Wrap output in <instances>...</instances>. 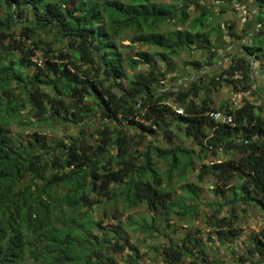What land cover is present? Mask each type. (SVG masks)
<instances>
[{"label": "trees", "instance_id": "16d2710c", "mask_svg": "<svg viewBox=\"0 0 264 264\" xmlns=\"http://www.w3.org/2000/svg\"><path fill=\"white\" fill-rule=\"evenodd\" d=\"M165 2L0 0V11H5L0 17V264H118L109 252L125 251L123 264H141L138 248L120 231L139 224L130 217L122 222L121 215L145 206L148 220L140 226L146 232H161L159 221L163 231L174 229V217L198 220L200 188L189 183L196 170L197 184L213 177L215 194L224 198L223 204L209 205L213 213L204 216L221 245L241 234L238 212L226 200L229 194L232 203L253 204L264 212V119L249 101L218 109L232 113L231 126L208 120L215 144L222 145L219 153L233 152L238 159L185 163L187 147L157 148L152 143L157 133L148 125L151 120L158 128L157 121L172 112L169 105L155 104L157 94L169 92L163 88L169 80L179 79L176 88L193 93L207 80L212 104V90L220 85L234 92L255 86L254 94L264 101V83L253 80L254 72L264 80V24L254 42L240 45L246 60L228 62L223 71L209 75L205 67L219 65L230 52L227 41L242 38L235 34L236 23L217 22L202 12L187 30L174 27ZM236 3L243 6L248 0ZM249 7L260 24L264 0H252ZM27 10L33 12L28 24L23 21H28ZM181 19L187 20L186 15ZM39 33L52 34L62 46L54 48ZM183 53L190 56L187 66L193 71L188 79L175 72ZM33 55L42 59L41 67L34 65ZM143 66L146 72L139 71ZM236 74L240 78L232 79ZM242 81V87L233 86ZM141 106L147 108L144 115ZM192 118L177 117L181 124ZM74 128L77 132L71 133ZM229 129L251 134L241 139ZM137 136L151 144L154 157L165 151L175 154L153 165L137 155ZM173 173L179 174L174 178ZM241 179L243 196L237 197V185L229 184ZM174 187L185 192V199L174 197ZM224 209L228 213L221 216ZM105 218L116 224L106 227ZM198 233L185 235L181 243L170 239L156 249L157 257L163 264H207L206 244ZM247 253L264 260V233L254 235Z\"/></svg>", "mask_w": 264, "mask_h": 264}, {"label": "clouds", "instance_id": "9594fccd", "mask_svg": "<svg viewBox=\"0 0 264 264\" xmlns=\"http://www.w3.org/2000/svg\"><path fill=\"white\" fill-rule=\"evenodd\" d=\"M251 3L252 0H248L247 4H243V6H241L236 3V0H230V4L228 3V0H223V2L215 5L212 4V0H166L164 6L172 14L173 26L185 27L186 30L187 26L191 25L193 19L199 18L202 12L215 17L217 22L220 20L237 21L235 34L237 37L242 38L227 41V44H231L232 48L230 52L226 54V60L222 58V61L216 62L220 65L217 69V72H219L225 69L228 62L236 65L239 61L247 59L244 53L239 50L240 45L254 42L255 34L261 30V24H264V20H262L260 24L255 22L256 10L249 7ZM221 9H223L222 16L219 15ZM182 15H186L187 20H182ZM207 30V28L201 29V31ZM161 70H163L162 64ZM227 78L228 77H225V79ZM232 79H236V77H233ZM165 83L167 82L165 81ZM175 83L179 84V79H177ZM243 83L244 82L242 81L241 83L234 84L233 86L240 88L243 86ZM248 83H250V80ZM206 86L207 80H205L204 84L200 86V91L193 93L190 89H185L184 87L173 88L172 85H168L169 92L164 95L157 94L155 104L157 106L169 105L172 112H170L167 116H164L162 120L157 121V124L159 125L158 128L153 125L151 120L148 121V125L153 127L157 133L154 140H152V143H154L157 148L173 149L177 145L180 147H184L185 145L187 146L188 155L184 157L185 163H188L189 161L202 162L205 159L226 160L231 158L226 153L223 157L219 155L222 145L215 144L213 139L215 133L214 131H210L212 125L208 123V120L216 119L219 121L220 118L224 116V110L215 109V106L211 103V96H209ZM141 96H143V94H141ZM202 100L204 101L203 105L201 104ZM237 107H239V105H237ZM203 108H208L209 111L204 112ZM216 111H218V115L214 114ZM146 112L147 108L144 107L141 115H144ZM178 116L193 118L188 119L181 124L177 119ZM260 116L264 117V112H261ZM201 117H207V119H202ZM223 122L228 123V120L225 119ZM228 132L231 136H238L241 139L245 134H251L247 133L246 130L243 129L236 130L234 133L232 129H229ZM162 136H166L167 140L165 141L162 139ZM135 142L138 145L137 155L142 154L143 159L151 161L153 165H155L159 160L166 161L171 155L175 154L174 151H165L160 152L158 157H154V149L147 140L142 142L141 137L137 136ZM131 148L132 145H129L130 150ZM213 152L217 153L215 158L212 156ZM188 171H191V167L188 168ZM178 174L179 173H173V177L175 178ZM209 175H211V173ZM233 183L237 185L236 196L242 197L243 193L239 191V184L243 183V180H234ZM231 186L232 185L229 184V187ZM205 187H207V185H205ZM226 200L229 207H235L237 209L240 207H247V205L232 203L231 194L228 195ZM217 203L223 204L225 201H217ZM241 264H249L247 257H245V260L242 261ZM262 264H264V262H262Z\"/></svg>", "mask_w": 264, "mask_h": 264}, {"label": "rangeland", "instance_id": "374dc122", "mask_svg": "<svg viewBox=\"0 0 264 264\" xmlns=\"http://www.w3.org/2000/svg\"><path fill=\"white\" fill-rule=\"evenodd\" d=\"M4 13L5 11L2 9L0 11V17ZM26 18L28 21H25V19H23V21L24 23L28 24L29 21L33 19V12L27 10ZM229 21H234L237 25L236 20ZM20 26L21 24H19V26H17L14 31L19 32ZM39 36L42 41L53 43L54 48H60L62 46V44L60 43H54L52 34L46 35L43 33H39ZM129 43L130 42L128 38H125L123 44L128 45ZM42 46L44 47V45ZM140 49L145 50L144 47H140ZM195 58L196 56L194 55L191 59ZM224 58L226 57L224 56ZM189 61V55L185 53L181 54L180 58L175 61L176 74H181L182 76L186 77V79H188V77L193 72L191 66H187V63H190ZM153 64H155L157 67H161V62H159L157 59H154ZM254 67L256 69V64H254ZM205 68V73L208 72L209 75L218 74L221 72H217L219 65L213 66L211 68ZM139 71L146 72L147 68L145 66L140 67ZM253 80L257 81V83L259 84L264 83L263 77L260 78L257 72H254ZM168 85H172L174 88H176V83L171 80L167 81V83L163 85L164 87H162L169 90ZM254 88H251L248 92H234L227 85H220L216 90H212L213 105L217 109L225 104H228L229 107H237V105L241 107L244 101H249L256 107L257 112H259L260 114L261 112H264V101L254 94ZM260 107H262L263 109L259 110ZM262 118L264 119V117ZM69 131L71 133H76L77 128L69 129ZM184 147L187 146L185 145ZM226 154L231 157L230 159H238V155H236V153L230 152ZM219 155L223 157L225 155V152H221L219 153ZM208 160L211 161L215 159ZM224 160L225 159H220L216 161L221 162ZM205 163L208 162L205 161ZM196 173L197 170L189 175V183H193L200 188L198 200L200 216L198 220L191 222L188 220H184L183 218L179 219L174 217V229L163 231L161 226L162 222L159 221L158 225L161 232H146L143 231L140 226L143 221L148 220V218L146 217L148 212L145 206L137 208L132 207L121 215L122 222L126 221V219L130 217L133 220L136 218V221L139 224V226L134 227L121 226L120 231L125 239L130 243V245L136 246L138 248L142 259L141 264H163L160 257H157V248H161L162 246H166L167 244H169L170 239H173L172 241L175 243H181L185 235L195 234L197 231L199 232L197 236L201 237L206 244V257L208 260L207 264H241L242 261L240 260L243 259L244 261L245 257H247L249 264H262L264 260H262L259 256L252 257V255L248 254L247 252L252 245L254 235L264 233V212L253 204L247 205V207H240L239 209L236 208L239 215L237 226L239 229H241V234L237 239L233 240V242L221 245L218 241H216L214 234L211 232V228H209V226L204 221V216H211L213 213V208H211L209 205L215 204L217 203V201H224V198L219 197L215 194L214 190L216 189V181L213 177H206L202 184H197ZM233 181L234 180L231 181V185L232 187H235L236 184L233 183ZM205 185H207V187H205ZM174 190L176 191L174 197H183V199H185V192L177 189L176 187H174ZM178 211H181V209H179ZM227 213L228 211L224 209L221 216L227 215ZM115 224L116 221H114L113 219L106 220L105 218L104 225L106 227H110ZM109 253L118 264H123V260L128 251H125L121 255L112 254L111 252ZM191 263L192 262H190L189 260H186L184 264ZM198 264H200V262H198Z\"/></svg>", "mask_w": 264, "mask_h": 264}, {"label": "built area", "instance_id": "2783aa9c", "mask_svg": "<svg viewBox=\"0 0 264 264\" xmlns=\"http://www.w3.org/2000/svg\"><path fill=\"white\" fill-rule=\"evenodd\" d=\"M16 40H20L23 41L26 45H30L29 41H26L25 37H20L19 35L15 36ZM32 62L34 63V65H36L37 67H41L43 64L42 59L38 56V55H33L32 56ZM236 78H240L238 74L235 75ZM217 110V109H216ZM208 112V111H207ZM215 115H218V111L214 112ZM228 120V123H224V120ZM212 121H214L217 124L220 125H225V126H231L234 123V119H233V115L230 112H226L224 111V116L220 118V120H216V119H211Z\"/></svg>", "mask_w": 264, "mask_h": 264}, {"label": "bare ground", "instance_id": "6f19581e", "mask_svg": "<svg viewBox=\"0 0 264 264\" xmlns=\"http://www.w3.org/2000/svg\"><path fill=\"white\" fill-rule=\"evenodd\" d=\"M218 110V109H217Z\"/></svg>", "mask_w": 264, "mask_h": 264}]
</instances>
